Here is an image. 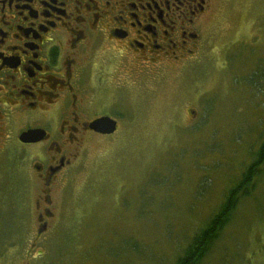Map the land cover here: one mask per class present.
Returning <instances> with one entry per match:
<instances>
[{"label": "rangeland", "instance_id": "1", "mask_svg": "<svg viewBox=\"0 0 264 264\" xmlns=\"http://www.w3.org/2000/svg\"><path fill=\"white\" fill-rule=\"evenodd\" d=\"M211 27L194 74L133 88L135 124L88 140L41 236L4 187L0 264H175L264 140V0H217ZM255 185L200 264H264V171Z\"/></svg>", "mask_w": 264, "mask_h": 264}, {"label": "flooded vegetation", "instance_id": "2", "mask_svg": "<svg viewBox=\"0 0 264 264\" xmlns=\"http://www.w3.org/2000/svg\"><path fill=\"white\" fill-rule=\"evenodd\" d=\"M216 3L0 0V193L6 185L15 192L25 216L37 220V236L88 140L114 138L121 124H135L127 110L133 88L196 72ZM101 117L116 129L92 128ZM31 129L41 138H22Z\"/></svg>", "mask_w": 264, "mask_h": 264}, {"label": "trees", "instance_id": "3", "mask_svg": "<svg viewBox=\"0 0 264 264\" xmlns=\"http://www.w3.org/2000/svg\"><path fill=\"white\" fill-rule=\"evenodd\" d=\"M264 171V140L254 152L253 160L247 165L241 180L233 187L203 228L193 234L190 241L177 256L175 264H200L211 246L230 222L241 197L251 195L256 187L255 178Z\"/></svg>", "mask_w": 264, "mask_h": 264}, {"label": "water", "instance_id": "4", "mask_svg": "<svg viewBox=\"0 0 264 264\" xmlns=\"http://www.w3.org/2000/svg\"><path fill=\"white\" fill-rule=\"evenodd\" d=\"M91 127L102 131V132H113L116 129V121L109 117H101L94 120L91 124ZM42 131L39 129H31L22 134V138L27 140H38L41 138ZM44 228H42L43 230Z\"/></svg>", "mask_w": 264, "mask_h": 264}]
</instances>
